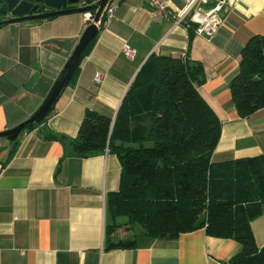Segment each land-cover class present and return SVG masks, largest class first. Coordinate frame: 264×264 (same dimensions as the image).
I'll use <instances>...</instances> for the list:
<instances>
[{
  "label": "crops",
  "instance_id": "crops-1",
  "mask_svg": "<svg viewBox=\"0 0 264 264\" xmlns=\"http://www.w3.org/2000/svg\"><path fill=\"white\" fill-rule=\"evenodd\" d=\"M110 5H116L114 17L99 30L49 119L23 132L15 146L0 139V264H230L240 245L204 229L178 238L141 234L130 248L108 249V196L120 188V161L110 153L81 158L69 144L87 110L114 121L145 63L153 55H174L204 67L199 91L222 123L213 162L264 154V109L241 118L230 89L245 45L264 36V0H232L210 39L175 25L184 0H174L162 21L154 19L148 0ZM88 26L85 14H70L0 27V133L41 107ZM98 72L104 74L100 84L94 82ZM252 230L264 247V214Z\"/></svg>",
  "mask_w": 264,
  "mask_h": 264
},
{
  "label": "trees",
  "instance_id": "trees-1",
  "mask_svg": "<svg viewBox=\"0 0 264 264\" xmlns=\"http://www.w3.org/2000/svg\"><path fill=\"white\" fill-rule=\"evenodd\" d=\"M205 79L201 62L153 55L126 93L115 121L86 111L69 144L71 154H114L122 169L119 190L108 196V249L134 246L135 235H111L135 225L152 238H178L204 229L209 237L240 245L230 264H264V247L257 245L252 230V222L264 214V154L213 162L222 123L199 91ZM230 89L241 118L264 109V36L245 45ZM53 111L22 133L45 123Z\"/></svg>",
  "mask_w": 264,
  "mask_h": 264
},
{
  "label": "water",
  "instance_id": "water-1",
  "mask_svg": "<svg viewBox=\"0 0 264 264\" xmlns=\"http://www.w3.org/2000/svg\"><path fill=\"white\" fill-rule=\"evenodd\" d=\"M111 1L112 0H0V26L41 21L62 15L85 14L93 11H96L94 22L97 23ZM80 3H84V6L77 7ZM98 33L99 29L95 24H90L85 29L75 51L69 58L41 107L25 122L15 128L1 132L0 139H5L14 143L15 146L18 137L24 129L43 121L58 101L62 92L69 85L76 69L82 62L87 46L94 40Z\"/></svg>",
  "mask_w": 264,
  "mask_h": 264
},
{
  "label": "built area",
  "instance_id": "built-area-1",
  "mask_svg": "<svg viewBox=\"0 0 264 264\" xmlns=\"http://www.w3.org/2000/svg\"><path fill=\"white\" fill-rule=\"evenodd\" d=\"M174 0H148V6L153 14L154 19L162 21L169 16L170 8ZM211 0H184V7L176 11L175 25L183 26L188 30L193 27L197 36L207 39L212 38L224 22L223 12L225 8L232 4V0H219L214 2L210 7ZM116 5H110L105 8L100 20L95 23L91 12L85 13L88 23L95 24L100 30L106 27L114 17ZM124 54L128 59L135 57V52L129 46H124ZM104 78L102 72L96 73L94 82L100 84Z\"/></svg>",
  "mask_w": 264,
  "mask_h": 264
},
{
  "label": "rangeland",
  "instance_id": "rangeland-1",
  "mask_svg": "<svg viewBox=\"0 0 264 264\" xmlns=\"http://www.w3.org/2000/svg\"><path fill=\"white\" fill-rule=\"evenodd\" d=\"M132 228H133L132 230H126V231L124 229H120L118 231V233H119L118 235L121 236L122 234H120V233L129 232V234H132V236L135 235V238H133V240L136 241L137 236L141 235L142 229L139 225H135ZM123 236H125V235H123Z\"/></svg>",
  "mask_w": 264,
  "mask_h": 264
}]
</instances>
